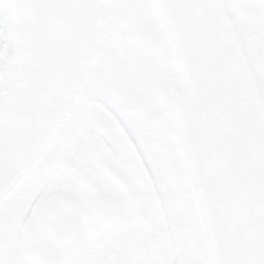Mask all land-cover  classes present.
<instances>
[{"label": "water", "instance_id": "obj_1", "mask_svg": "<svg viewBox=\"0 0 264 264\" xmlns=\"http://www.w3.org/2000/svg\"><path fill=\"white\" fill-rule=\"evenodd\" d=\"M106 2L6 0L0 202L69 126L97 66ZM143 2L171 62L134 63L144 97L133 100L186 195L199 262L264 264V0ZM97 200L88 234L107 224L92 217ZM23 238L32 264H64L79 241L73 200L40 197Z\"/></svg>", "mask_w": 264, "mask_h": 264}, {"label": "flooded vegetation", "instance_id": "obj_2", "mask_svg": "<svg viewBox=\"0 0 264 264\" xmlns=\"http://www.w3.org/2000/svg\"><path fill=\"white\" fill-rule=\"evenodd\" d=\"M124 82L89 79L53 152V194L32 201L27 192L1 230L0 264H32L24 257V225L43 195L72 199L77 207L79 241L64 264H188L165 169L126 103L124 112L118 106ZM59 174L66 184L55 181ZM96 198L92 217L107 224L88 234L83 218ZM58 244L53 239V248Z\"/></svg>", "mask_w": 264, "mask_h": 264}, {"label": "bare ground", "instance_id": "obj_3", "mask_svg": "<svg viewBox=\"0 0 264 264\" xmlns=\"http://www.w3.org/2000/svg\"><path fill=\"white\" fill-rule=\"evenodd\" d=\"M2 2V8L5 10L4 13L10 19L6 0H2ZM109 7L110 10L108 14L111 17L115 16L114 12H120L126 15L124 23L129 19L131 21L129 20V22L126 23L128 25L124 26L125 35H123V38H118L117 36L120 34L117 33L114 35L112 33V18L108 16L109 21L106 26V34H108L103 43L101 54L97 59V66L93 68L92 76L125 81V85L123 83L120 85L121 91L118 90L122 92L123 96L120 98V101L126 103L127 110L144 130L153 150L167 172L168 180L171 182V191L177 218L184 226V229L186 228L188 230L189 236H186V250L190 264H196V262L198 264L200 254L195 240L197 239L196 223L191 213L188 200L179 179L174 173L169 157L166 156L156 136L137 111L139 109L137 101L135 102L133 100V93L144 97L138 84L140 74L136 66L133 67V64L163 65L170 63V59H168L167 62L165 61L167 49H165L163 43L160 42L162 40L160 33L151 14L147 11L141 0H122V2H119V0H111ZM107 30H109V32H107ZM132 88H135L134 92H131ZM34 174L35 171L28 173L1 201L0 233L29 189Z\"/></svg>", "mask_w": 264, "mask_h": 264}, {"label": "rangeland", "instance_id": "obj_4", "mask_svg": "<svg viewBox=\"0 0 264 264\" xmlns=\"http://www.w3.org/2000/svg\"><path fill=\"white\" fill-rule=\"evenodd\" d=\"M111 0H107L106 3V8H105V12L103 15V29H102V34H101V41H100V46H99V52L98 55L100 56L101 51L103 49V43L105 41L106 38V26H107V22L109 21L108 16H110L109 10V4H110ZM119 2H122V0H119ZM141 2L144 4L145 8L147 9V11L149 13L150 9L148 8V6L143 2V0H141ZM2 0H0V83L2 81V76L4 73V69H5V64H6V59H7V55H8V49L10 46V42H11V30H10V19L9 17L4 13L5 10L2 8ZM120 6V5H118ZM121 7V6H120ZM123 9V8H121ZM114 15L112 18V33L114 35H116L117 33H119L120 35H118L117 37L123 38V35H125V29L124 26L128 25L126 23L129 22V20H127L124 23V19H125V14H122L120 12H114ZM152 15V13H151ZM153 17V15H152ZM154 18V17H153ZM154 20V19H153ZM131 21V20H130ZM156 20H154L155 22ZM157 22H155L156 25ZM157 27V26H156ZM159 31V28H157ZM107 32H109V30H107ZM160 33V31H159ZM161 36V35H160ZM161 39L163 40L162 36ZM160 41L163 43V46L165 49H167V46L163 41ZM169 59V52L167 49V54H166V62ZM120 105L118 106H122L121 108H124V102L120 101ZM124 112V109H123ZM53 155V153L51 154ZM50 158V157H49ZM48 158V159H49ZM48 159H46L43 164L38 168L39 170L41 169V171L37 170L32 178V182L31 185L29 187V189L27 190V192H29L31 190L30 196L29 198L33 201L34 199H36L39 195H41L42 193H46V194H53V157L48 161ZM44 166V167H43ZM164 170V168H163ZM165 174L167 175V172L164 170ZM168 179V176L166 177ZM68 178L64 175V174H59V176L56 178V182L58 183V185L60 186L61 183H67L68 182ZM168 188H169V195H170V201L171 203H173V195H172V191H171V182L168 181ZM27 193H25L23 199H25ZM174 206V205H173ZM174 210V209H173ZM175 211V210H174ZM176 215V214H175ZM177 218V217H176ZM178 220V219H177ZM179 222V221H178ZM179 227L181 230V236H182V241H183V249L185 252V258L188 264H190V261L188 259V255L186 252V236L188 237V230L185 228L184 226L179 222ZM196 240V239H195ZM197 264V262H196ZM199 264V262H198Z\"/></svg>", "mask_w": 264, "mask_h": 264}]
</instances>
